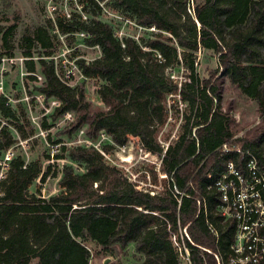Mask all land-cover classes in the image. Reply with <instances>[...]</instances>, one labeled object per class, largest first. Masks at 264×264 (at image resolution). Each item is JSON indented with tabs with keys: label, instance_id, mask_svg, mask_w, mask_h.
Wrapping results in <instances>:
<instances>
[{
	"label": "trees",
	"instance_id": "obj_1",
	"mask_svg": "<svg viewBox=\"0 0 264 264\" xmlns=\"http://www.w3.org/2000/svg\"><path fill=\"white\" fill-rule=\"evenodd\" d=\"M70 1L79 10L70 16L59 12L54 28L67 35L68 44L84 32L85 44L99 47V57L75 62L85 78L98 83L101 105H93L83 87L61 79L52 58L57 42L47 26L22 33L27 78L36 80L38 68L42 82L36 92L43 101L59 102L51 119L72 114L67 135L85 127L86 137L95 140L104 132L113 142L102 146L105 152L131 135L159 155L163 190L151 194L138 189L94 146L62 145L84 170L64 165L59 192L43 198L30 191L37 179L45 178L42 161L14 153L0 176V264H88V241L106 249L133 245L140 259L131 264H181L171 235L180 238L183 229L191 264H229L236 225L218 211L222 200L214 182L228 160L245 170L246 158L233 150L223 153V144H239L264 170V0ZM108 11L150 33L139 41L119 37L100 18ZM17 25H0V62L14 56ZM38 47L43 50L35 61ZM198 52H211L217 59V68L206 78L196 70ZM173 67L182 71L180 81L167 75ZM225 80L256 103L260 116L240 137L234 136V119L222 106ZM169 98L184 109L176 139L164 147L157 135L168 118ZM26 117V104L14 107L0 92V159L17 143L11 127L21 139L29 136L21 124ZM41 127L48 129L46 120ZM260 233L264 235V226ZM255 264H264V256Z\"/></svg>",
	"mask_w": 264,
	"mask_h": 264
},
{
	"label": "rangeland",
	"instance_id": "obj_2",
	"mask_svg": "<svg viewBox=\"0 0 264 264\" xmlns=\"http://www.w3.org/2000/svg\"><path fill=\"white\" fill-rule=\"evenodd\" d=\"M51 6L55 10L51 11ZM76 10L78 11L79 8H76L75 1L70 0H0V25L7 26L13 21L18 22L12 38L15 46L14 56L11 58L3 57L0 62V86L3 93L8 96L12 106L17 107L20 102L26 104L27 121H23L21 124H23L24 130L29 132L26 139H21L17 136L16 131L12 127L10 128L17 138V143L14 145L12 152L15 154L20 153L26 161L36 158L42 161L43 172L46 174L45 178L43 180L37 179L30 191L43 198H49L59 192L58 180L61 177L64 165H71L79 173L84 170L83 165L73 162L67 157L61 149L62 145L66 147L76 145L94 146L103 151L102 146L104 144H113L110 137L104 132L100 133L95 140L87 138L84 133L85 127L73 132L71 135H67L66 126L72 118L68 119L64 115L55 120L51 119L49 115L53 108L52 100L43 101L38 99L39 95L36 89L42 82L38 68L35 75L36 80L27 78L29 73L25 67L21 41L25 28L48 27L50 34L55 36L57 42L55 60L58 62L63 58L62 55L65 49L68 50L66 57L71 62L78 59L91 61L100 56L99 47L85 44L83 39L86 34L84 32L76 33L74 42L68 44L67 35L58 33L54 28L53 21L59 12H64L66 16H70ZM100 18L108 21L119 37L130 36L139 41L141 37H146L150 33L147 29L139 27L133 20L122 14L108 11ZM49 22H51V25ZM42 50L39 47L34 50L33 59L35 61H37V56ZM195 65L198 75L202 78L208 77L209 72L218 66L216 56L211 52H198ZM57 68L60 77L63 78V71L59 67ZM182 74L180 68L177 67L167 70V75L177 81L183 78ZM66 83L71 87H83L87 99L93 105H101L96 94L98 85L96 81L87 79L76 71ZM172 100L170 98L168 100L170 108L168 118L157 135L158 141L164 147L174 142L182 124L181 112L184 106L180 101L178 104L176 99ZM222 106L229 109L230 116L234 119L232 128L235 137L244 135L260 120L256 103L243 95L228 80H225L223 85ZM45 120L48 124L46 130L41 127L42 122ZM230 145L237 147L239 144L233 143ZM102 153L107 163L117 167L127 180L135 184L138 189L154 193L163 190L162 180L165 178V174L162 171L161 157L149 152L136 137L129 135L123 145H114L110 151H103ZM57 155L63 157L57 158ZM153 171L156 174L155 181ZM85 244L91 254L88 264H131L140 259V256L135 253L133 245L122 248L116 244L106 249L95 245L91 241L85 242Z\"/></svg>",
	"mask_w": 264,
	"mask_h": 264
},
{
	"label": "built area",
	"instance_id": "obj_3",
	"mask_svg": "<svg viewBox=\"0 0 264 264\" xmlns=\"http://www.w3.org/2000/svg\"><path fill=\"white\" fill-rule=\"evenodd\" d=\"M50 10L53 11L55 8L51 6ZM67 52L68 50L65 49L60 62L55 60V55L52 56L56 66L63 71L61 79L64 82H67L76 71L82 75L75 60L71 62L66 57ZM0 92L3 93L1 86ZM38 99L43 100L44 97L39 95ZM58 105L57 100H52L53 107ZM65 117L71 119L72 114L66 113ZM221 149L223 153L236 151L246 158L244 171L239 169L233 161L228 160L226 169L214 182V187L219 190L222 200L218 211L225 219H234L236 225L231 246L234 257L230 259L229 264H255L264 256V235L260 233V229L264 226V170L259 166L254 154L248 150L241 151L239 147L229 148L226 144H223ZM13 155L12 150H7L0 159L1 177ZM150 193L154 194V192ZM211 230L213 231L212 228ZM183 234L188 238L186 230L183 229L180 238L173 233L171 240L179 253L180 263L191 264L189 249L185 245Z\"/></svg>",
	"mask_w": 264,
	"mask_h": 264
}]
</instances>
